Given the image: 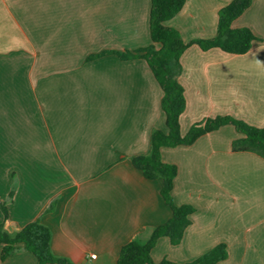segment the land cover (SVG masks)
Here are the masks:
<instances>
[{
	"label": "crops",
	"instance_id": "crops-1",
	"mask_svg": "<svg viewBox=\"0 0 264 264\" xmlns=\"http://www.w3.org/2000/svg\"><path fill=\"white\" fill-rule=\"evenodd\" d=\"M231 1L186 0L165 25L185 43L211 39ZM150 7L151 0H0V223L13 233L39 221L52 253L73 264H115L123 245L144 243L171 216L161 179H145L131 164L149 154L154 130H167L158 82L143 59L88 60L148 47ZM231 27L255 36L247 53L192 44L180 57L181 135L218 116L264 129V0H252ZM240 137L226 125L161 149V160L177 168L174 203L194 212L179 244L157 241L154 261L184 264L225 245L217 264H264V158L233 151ZM1 264L38 262L20 250Z\"/></svg>",
	"mask_w": 264,
	"mask_h": 264
},
{
	"label": "trees",
	"instance_id": "trees-1",
	"mask_svg": "<svg viewBox=\"0 0 264 264\" xmlns=\"http://www.w3.org/2000/svg\"><path fill=\"white\" fill-rule=\"evenodd\" d=\"M185 1L151 0L149 12L151 44L148 47L123 52L103 51L88 58L91 60L105 55H116L121 60L143 59L163 92L161 108L165 115L167 130L166 132L154 130L151 134L149 154L132 157L131 164L145 179H161L160 195L170 209L171 216L164 224L154 228L144 243L131 241L123 245L119 249L115 264H178L168 259L156 262L151 257V251L161 237H167L173 246L179 244L190 224L189 216L194 212L190 205L174 203L172 189L177 168L161 160L162 148L191 145L199 137L230 125L241 135L232 142L233 151L253 152L264 158V129L250 126L231 116L208 118L203 123L192 125L185 135H181L180 116L186 107V100L178 77L183 52L195 44L203 51L218 48L228 54L243 55L250 50L252 42L256 40L250 30L231 27L232 22L250 6L252 0H233L218 11L216 34L213 38L185 43L177 30L165 25L166 21L181 10ZM11 196L12 193L9 197ZM1 210L6 219V206L2 204ZM50 240V230L37 220L13 233L5 231L3 224L0 223V264L20 250L34 255L38 264H73L68 259L52 253ZM226 257L225 245H218L194 261L184 264H217Z\"/></svg>",
	"mask_w": 264,
	"mask_h": 264
},
{
	"label": "built area",
	"instance_id": "built-area-1",
	"mask_svg": "<svg viewBox=\"0 0 264 264\" xmlns=\"http://www.w3.org/2000/svg\"><path fill=\"white\" fill-rule=\"evenodd\" d=\"M91 258H92V259L95 258V255H91Z\"/></svg>",
	"mask_w": 264,
	"mask_h": 264
}]
</instances>
